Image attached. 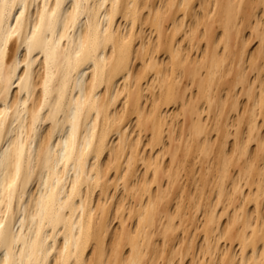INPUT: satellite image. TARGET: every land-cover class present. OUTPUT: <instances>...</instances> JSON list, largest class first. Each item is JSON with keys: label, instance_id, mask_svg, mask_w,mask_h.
<instances>
[{"label": "bare ground", "instance_id": "1", "mask_svg": "<svg viewBox=\"0 0 264 264\" xmlns=\"http://www.w3.org/2000/svg\"><path fill=\"white\" fill-rule=\"evenodd\" d=\"M0 264H264V0H0Z\"/></svg>", "mask_w": 264, "mask_h": 264}]
</instances>
